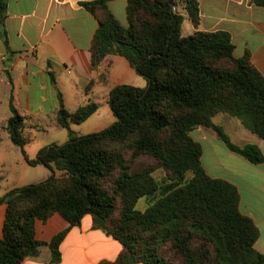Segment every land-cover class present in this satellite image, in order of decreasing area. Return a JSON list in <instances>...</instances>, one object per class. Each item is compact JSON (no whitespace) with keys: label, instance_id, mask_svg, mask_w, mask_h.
I'll use <instances>...</instances> for the list:
<instances>
[{"label":"trees","instance_id":"obj_1","mask_svg":"<svg viewBox=\"0 0 264 264\" xmlns=\"http://www.w3.org/2000/svg\"><path fill=\"white\" fill-rule=\"evenodd\" d=\"M108 1L81 3L98 20L91 67L96 69L108 55H120L147 84L114 86L107 102L115 121L79 136L71 124L87 120L98 104L89 101L70 112L58 92L56 120L69 138L45 146L34 157L24 151L33 137L10 97L5 130L11 142L22 149L28 165H43L51 174L0 197L6 204L0 264H22L44 246L49 262H59L68 228L79 225L86 214L92 216L94 227L122 246L115 259L99 264H173L168 252L182 264H264V254L254 247L258 227L241 213L237 187L206 173L201 144L190 136L199 126L210 128L228 149L262 163L258 145L234 143L213 117H236L264 139V75L248 51L235 56L228 31L182 34L185 14L198 25V0H179L182 11L173 9L178 0H127V25L110 12ZM248 2L264 7V0ZM6 8V0H0V37L5 43ZM98 81H105L104 73ZM95 82L90 79L87 88ZM142 157L151 162H141ZM158 167L172 181L166 187L153 175ZM158 189L164 194L155 202L144 210L135 207L139 198ZM55 212L68 227L49 241L37 239L35 221L44 222Z\"/></svg>","mask_w":264,"mask_h":264},{"label":"crops","instance_id":"obj_2","mask_svg":"<svg viewBox=\"0 0 264 264\" xmlns=\"http://www.w3.org/2000/svg\"><path fill=\"white\" fill-rule=\"evenodd\" d=\"M85 1L92 0H6L7 42L0 37V142L4 140L1 131H6L5 125L11 115L10 97L18 113L25 117V130L33 137L25 148L36 140L38 131L46 129L47 117L56 120L58 92L71 112L89 101H101L108 106L109 91L116 85L146 86V80L135 75V70L123 56L108 55L96 69L91 67L90 47L98 20L82 6ZM126 3L127 0H109L107 3L122 25H127ZM175 4L179 11L183 10L181 1ZM198 6L196 27L184 15V20L187 17L191 25V33L197 30L228 31L235 44V56L248 51L251 62L264 75V7L250 4L248 0H198ZM101 73L105 74L103 82L98 81ZM90 79L96 82L87 88ZM213 122L221 125L234 143H254L264 155V139L249 131L236 117L218 113ZM193 133L198 139L217 140L209 148L212 165L204 164L203 143L194 139ZM190 136L201 144L200 160L206 173L237 187L241 213L249 216L258 227L254 247L264 254V161L252 163L231 151L210 128L199 126L190 132ZM22 159L25 161L23 154ZM5 210L6 204L0 203V237ZM66 227L68 222L55 212L44 222L35 221V237L49 241ZM121 248L116 239L94 227L92 216L86 214L79 225L68 228L60 243L59 262H49L50 252L44 246L39 255L27 258L22 264H99L102 260L115 259Z\"/></svg>","mask_w":264,"mask_h":264},{"label":"rangeland","instance_id":"obj_3","mask_svg":"<svg viewBox=\"0 0 264 264\" xmlns=\"http://www.w3.org/2000/svg\"><path fill=\"white\" fill-rule=\"evenodd\" d=\"M190 27L191 25L188 18L186 17L181 28L182 34H192ZM135 75L140 77L137 73H135ZM95 102L98 104L99 110L93 116H91L82 124H71V129L73 130L74 135L79 136L102 130L115 121L116 118L112 114L109 105L106 106V104L102 103L101 101ZM46 122H48L46 124V129L43 131H38L36 140L31 144H28L24 148L31 156H36L40 149L51 143L60 144L65 142L69 138L68 130L60 126L57 123V120L52 117H47ZM95 127H97V129ZM1 134L4 140L0 142V195L3 194L5 190L8 191L15 187L39 182L49 177L51 171L48 168L40 164L36 166L28 165L22 159V149L11 142L10 137L8 136V133L6 131H1ZM192 136L194 139L200 140L203 143L204 164L212 165V161L209 159V148L211 147V144H213V142H217V140L209 141L198 139L195 133H193ZM140 161L151 162V160L145 157H142ZM56 173L59 172L56 171ZM153 175L158 180L161 187H166L169 183L172 182L171 180L167 179L166 172L161 167L156 168L153 172ZM190 176L191 173L188 172L186 174V177L189 178ZM182 183L183 181L180 184ZM163 194L164 189H158V191H156L152 195L142 196L138 199L135 207L139 210H144ZM245 200H249V197H245ZM168 256L172 259L173 264H182L181 260L178 257H175L171 252H168Z\"/></svg>","mask_w":264,"mask_h":264},{"label":"built area","instance_id":"obj_4","mask_svg":"<svg viewBox=\"0 0 264 264\" xmlns=\"http://www.w3.org/2000/svg\"><path fill=\"white\" fill-rule=\"evenodd\" d=\"M173 9H174V10L177 9V5H176V4L173 5Z\"/></svg>","mask_w":264,"mask_h":264}]
</instances>
